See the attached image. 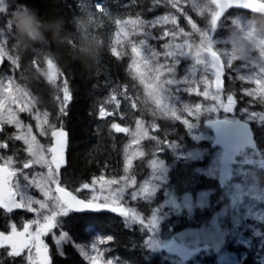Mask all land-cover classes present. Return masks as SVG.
I'll use <instances>...</instances> for the list:
<instances>
[{
    "label": "snow or ice",
    "instance_id": "1",
    "mask_svg": "<svg viewBox=\"0 0 264 264\" xmlns=\"http://www.w3.org/2000/svg\"><path fill=\"white\" fill-rule=\"evenodd\" d=\"M152 3L149 11L161 6L170 11L153 19L142 18L141 13H136L134 18L115 19L118 31L114 42L110 43L111 53L118 59L123 58L127 55L126 49L121 47L118 51L112 43L123 46V40L128 41L132 56L127 70L131 80L143 86L144 96L150 100L149 111L159 112L164 120L183 125L191 145L185 136L170 139L167 130L158 134L162 127L158 119L148 122L142 113L134 120V128L112 122V130L131 137L124 153L123 175L93 178L90 184L82 185L83 189L91 190L90 198H79L60 181L68 137L63 125L52 123L48 112L41 116L35 110L30 93L16 85L12 77L5 79L0 75V131L4 130V125L13 126L15 132L9 134V139L22 141L24 147L16 149V153L27 154L26 158H17L16 153L0 155V209L7 213L23 209L35 214V218L21 228L12 222L9 230H0L3 256L21 257L19 264H52L49 245L43 238L53 235L58 246L70 239L66 231L58 236L53 232L60 226L58 218L68 217L72 212L107 210L122 217L126 228L142 234L140 244L126 249L140 255L106 257L105 253L112 249H101L99 245L114 239L109 234L90 244L92 254L77 245L80 255L89 264H152L156 256L165 264H199L201 256L211 253L217 254V264H248L250 257L253 264H264V184L258 187L255 183L259 172H264V143L258 142L252 128L253 124L264 128V43H258L244 63L234 69L242 84L254 85L241 86L237 95L230 88L225 91L222 80L225 67L233 69V62L237 60L225 47L227 40L214 35L218 28H227L229 23L242 27V22L248 19L247 14L229 12L230 9L249 10L264 16V0H152ZM22 5L33 9L26 2L10 4L9 0H0V15L5 16L4 24L0 25V37L7 31L15 40L9 21ZM192 13L204 16L208 27L198 26ZM88 15L98 26L102 25L104 16L112 17L103 0H94ZM182 21H186L191 31L186 30ZM157 26H160L158 33L150 31ZM152 40L164 43L154 45ZM5 42L0 41V66L7 59L19 68V56L11 55L4 47ZM254 52L258 53L259 61ZM43 63L47 70L41 68L40 61L33 60L36 70L55 86L62 73L53 59L45 57ZM249 68L258 71H247ZM129 87L127 83L110 85L105 103L112 104L113 108L101 104L99 118L120 112L123 119L126 113L121 111L122 102L139 110V97L130 94ZM59 90L63 92L59 111L67 115V104L71 100L67 80ZM185 95L200 99L187 101ZM245 96L251 100L245 102ZM24 100L27 102H22ZM256 104L261 106L259 110ZM25 112L36 120L35 128L49 143L38 140L33 134V125L21 119L19 113ZM202 124L210 131H202ZM145 140L153 143L143 146ZM8 147L7 142L0 143V148ZM145 147L149 150L145 151ZM165 153L171 159L162 155ZM137 159L142 160L136 166L138 169L146 165L150 170L140 174L139 181L138 173L133 171V161ZM181 167H187L189 175L186 179L177 175L174 181L172 173ZM198 178L213 183L193 191L192 185ZM33 188L42 199L30 191ZM213 195L216 215L209 223L172 231L173 218L186 216L191 220L196 211L209 205ZM136 225L138 229L134 228ZM230 244L245 251L239 256L228 252ZM60 255L65 253L61 251Z\"/></svg>",
    "mask_w": 264,
    "mask_h": 264
},
{
    "label": "trees",
    "instance_id": "2",
    "mask_svg": "<svg viewBox=\"0 0 264 264\" xmlns=\"http://www.w3.org/2000/svg\"><path fill=\"white\" fill-rule=\"evenodd\" d=\"M25 2L40 12L42 22H52L57 18H63L65 30L72 34L73 43L71 46L57 49L55 46L41 45L27 50L22 55L14 51L15 40L11 38L10 33L5 31L4 36L0 37V41H6L4 43L6 50L11 55L19 56L20 58L19 68H15L8 60H5L3 66H0V71L3 70L5 74L14 79L16 85L27 90L35 102L36 108L41 109L42 113L48 112L49 120L58 126L62 124L64 130L68 133L66 166L60 175L62 186L68 191L78 194L80 198H85L87 191L82 187L84 183L90 184L93 178L100 175L108 178L121 174L122 152L128 141V135L112 130V122L120 123L122 127L134 128V120L140 118V114L142 113L143 118L148 122L158 119L157 122L162 126L161 132L158 134L162 135L167 130L170 139L185 136L187 143L191 145V141L187 140L185 135L186 130L182 125L171 120H164L165 118L161 117L158 112L153 114L149 111L150 103L145 98L142 87L137 81L131 80L130 73L127 70L129 64L128 58L124 56L118 59L112 55L110 48V43L117 27L114 23L115 19H128L130 16L134 18L136 13H141L142 18L153 19L158 15L167 14L170 9L161 6L149 11L148 9L153 8L152 0H134V2L133 0H103V3L110 9L112 17L104 16L102 25L100 26L94 23L92 31L102 39L103 48L94 67L86 70L80 60H74L72 55L77 46L82 43L79 39L80 33L77 32L76 21L89 18L88 9L92 6L94 0H9L10 4ZM96 15L99 16L100 13L96 12ZM192 15L198 26L208 27V20L204 16H198L195 13H192ZM247 17L246 23L249 20L259 21L261 19V17L250 15H247ZM254 17L255 19H253ZM4 19L5 16L0 15V25L4 24ZM11 27L14 29L16 35L15 26L11 25ZM235 29L236 27L229 23L227 28H218L214 35L217 38L226 39L228 34ZM159 31L160 26L152 30L153 33H158ZM91 34L90 32L89 35ZM47 35L49 38L51 37V33H47ZM161 43H164V41H160L157 45ZM75 54L82 55L78 51ZM45 57L53 59L57 69L62 73V75H58L55 86L50 84L33 65V60H38L41 62V68L47 70V65L43 63ZM240 63H244V61L239 60ZM183 68L184 64L182 63L180 69L182 70ZM65 80L68 81L71 100L67 104V115H61L59 109L61 107V100L63 99V92L59 89L63 87ZM230 80L233 81V84H231ZM106 81L109 83L106 84ZM122 83H127L130 86V94L139 97L137 100L139 110L131 109L130 104L122 102L121 111L126 113L123 119L120 118V112L103 119L99 118V107L101 104H104L108 109L113 108L112 104L105 103L106 97L110 94V85ZM132 85H135V87H131ZM223 86L225 91L230 88L237 95H240L238 89L242 86V82L232 72L227 77H223ZM184 99L192 101L200 98L185 95ZM249 100L251 99L244 97L245 102ZM252 128L258 142L264 143V128H260L256 124H253ZM201 129L208 131L203 127V124ZM10 133L13 132L5 129L0 134V143L7 142L9 145L7 150L10 152L8 155H13L16 153L14 150L19 149V144L13 139H9ZM39 140L45 144L49 143L47 137H41ZM151 143L153 142L145 140L143 146L150 145ZM204 143L206 146L207 142ZM148 150L145 147V151ZM20 154L16 153L17 158L23 157ZM168 158L171 159L170 155H168ZM144 159H147V157ZM141 163L142 160L135 164L138 181L140 174L147 173L148 170L146 165L140 169L136 167ZM177 175L186 179L189 175V169L181 167L177 171H174L172 173L174 181ZM256 177L259 179V184H264V172H259ZM211 183L213 182L207 179L198 178V182L192 185V190L196 191L205 188ZM215 199V195L210 197V208L196 211L191 220L187 219L186 216L173 218L172 223H174V227L172 231H183L187 228H196L209 223L211 218L216 214V205L212 203ZM29 219L30 215L26 213L7 216L0 212V230H9V225L12 222H15L19 227L22 223L28 222ZM58 219L60 220V226L55 229L54 233L57 236L61 231L68 232L71 244H83L87 239L85 230L88 226H92L101 232L104 238L109 234L114 237L108 244L100 245L101 249H112L111 252H106L107 255H135L137 257L140 255L139 252L133 253L126 249L129 246L136 247L140 244L142 234L136 230L126 228L123 218L115 214L108 212L97 214L74 213L69 214L68 217H60ZM134 228L138 229L139 226L136 225ZM45 242L49 245V255L52 264H87L80 258L79 253L71 244L58 247L49 237L45 239ZM61 251L65 255H60ZM229 251L239 256L245 249L234 247L230 248ZM3 252L4 249H0V260L3 261V264H19L21 261L20 257L3 256ZM152 264H165V262H162L160 256H156L153 258ZM248 264H253L251 257Z\"/></svg>",
    "mask_w": 264,
    "mask_h": 264
},
{
    "label": "clouds",
    "instance_id": "3",
    "mask_svg": "<svg viewBox=\"0 0 264 264\" xmlns=\"http://www.w3.org/2000/svg\"><path fill=\"white\" fill-rule=\"evenodd\" d=\"M9 23L10 26H15L13 48L20 55L41 45L61 49L73 43L72 34L65 30L63 18H57L52 22H42L37 10L27 6L22 5L19 10L14 11ZM93 27L94 23L89 18L76 21L77 32L80 33L79 39L82 43L74 50L72 58L80 60L86 70L94 67L103 48V41L94 34ZM90 32L91 35H89ZM47 33H51L50 38ZM226 40L236 60H245L258 43H264V18L259 21L249 20L245 29L237 28L231 31ZM77 51L82 55H76Z\"/></svg>",
    "mask_w": 264,
    "mask_h": 264
},
{
    "label": "rangeland",
    "instance_id": "4",
    "mask_svg": "<svg viewBox=\"0 0 264 264\" xmlns=\"http://www.w3.org/2000/svg\"><path fill=\"white\" fill-rule=\"evenodd\" d=\"M183 24L186 26V30H189V31H191V28H190V26H187V24H186V21H183ZM235 27H236V29L237 28H239V29H241V30H243V29H245L246 27H247V23H246V21L244 20L243 21V23H242V27L241 26H237V25H234ZM158 27V26H157ZM167 27H171V25H168ZM153 29H150V31H152ZM116 31H118V27H116V30H115V32H114V34H113V39H112V42H114V40H115V38H116ZM141 37H133V39H140ZM121 39L123 40V37H121ZM151 42V41H150ZM152 44H154V45H156L154 42H151ZM163 43H161L160 45H162ZM112 46H115V47H117V49H118V51L119 50H121V47H124L125 49H126V51H127V55H124V56H126L127 58H128V60H129V62H130V59H131V56H132V54H131V50H130V46L128 45V41L127 40H123V46H121V45H115L114 43H112ZM218 47H224V45H218ZM225 47H228L229 48V45H228V43H227V45H225ZM252 51V50H251ZM250 51V52H251ZM250 54V53H249ZM253 55H255L256 57V60L257 61H259L260 60V57H259V55H258V53H253ZM123 56V57H124ZM226 59V58H225ZM5 60H7V59H5ZM190 63V62H189ZM240 64H243V63H240ZM239 64V60H237V61H234L233 62V69H228L227 67H225V74H224V76L225 77H227L228 76V74H230V73H232V72H234L235 74H236V76H237V73L234 71V69L236 68V66L237 65H240ZM247 71H258V69H255V70H253V69H251V68H249ZM0 75H2V76H4V78L5 79H7L9 76L7 75V74H5V72L3 71V70H1L0 71ZM208 75L209 76H211V72H209L208 73ZM223 76V77H224ZM223 77H222V80H223ZM239 80V79H238ZM231 81V80H230ZM240 81V80H239ZM138 82V81H137ZM231 84H233V81H231ZM141 86V85H140ZM242 86L243 87H254V85H249V84H247V83H243L242 84ZM142 87V90H143V93H144V89H143V86H141ZM23 89V88H22ZM246 97V96H245ZM147 100H148V103H150V100L147 98V97H145ZM247 98H250V97H247ZM30 99L32 100V98L30 97ZM251 99V98H250ZM22 102H27V100H24V101H22ZM32 102L34 103V105H35V110H37V111H39L40 113H41V116L43 115V113H42V111H41V109H37L36 108V104H35V102L32 100ZM255 103V102H254ZM257 105V107H259V109H260V105L259 104H256ZM13 108H15V106L13 105ZM258 109V110H259ZM158 114L161 116V117H163V115L161 114V113H159L158 112ZM19 115H22V117H24V119H26L25 120V122L26 121H28V123H31L32 125H33V134L34 135H36L37 136V138H39V137H42V136H40L39 135V130L38 129H36L35 128V124H36V120L35 119H33L32 118V116L29 114V113H27V112H25V113H19ZM165 118V117H164ZM181 125V124H180ZM4 127H6V128H11L12 129V132H15V128L13 127V126H11V125H4ZM46 127V126H45ZM182 127H184L183 125H182ZM185 129V128H184ZM202 130V129H201ZM202 131H204V130H202ZM130 139H131V137L129 136V138H128V142L126 143V145L124 146V148H123V152H122V168H121V174L120 175H123V162H124V153H125V149L127 148V146H128V144H129V142H130ZM14 140V139H13ZM16 143H18L19 144V148H23L24 147V145H23V142L22 141H16V140H14ZM15 142H13V143H15ZM144 142V141H143ZM143 142H142V144H143ZM133 147L135 148V147H139V146H136V145H133ZM8 150H7V148H6V152H7ZM14 151H16V150H14ZM24 153V152H23ZM24 155H25V157H27V154L26 153H24ZM6 156H8V155H6ZM139 160H141V159H137V160H134L133 161V165L135 166V164L139 161ZM133 171H134V167H133ZM148 171H150L149 169H148ZM255 183L257 184V186L259 187L261 184H259V179H258V177H255ZM54 187V186H53ZM97 187V189L99 188V185H97L96 186ZM34 189V188H33ZM35 191H37L38 192V190H36L35 189ZM86 191H87V196H88V198H90V196H91V190L90 189H86ZM39 193V192H38ZM39 197L42 199V197L40 196V193H39ZM229 211H230V209H229ZM216 215V214H215ZM32 218H35V214L34 213H32ZM223 226L224 227H227L228 225L227 224H223ZM22 227V226H21ZM96 236V234H92V237L90 238V240H91V242L90 243H88L89 245H82V246H84L85 247V250L86 251H89V253L90 254H92L91 253V251H90V244L92 243V242H94L96 239H98V238H96L95 240H93V238ZM46 237V236H45ZM44 237V238H45ZM43 238V239H44ZM102 238V237H101ZM45 240V239H44ZM93 240V241H92ZM62 243H65V242H62ZM61 243V244H62ZM78 245H81V244H78ZM235 246H233V245H228L227 246V251L228 252H230L229 251V249L230 248H234ZM76 248L78 249V247H77V245H76ZM78 251V253H79V249L77 250ZM232 253V252H231ZM80 254V253H79ZM107 257H110V256H107ZM82 258L86 261V263L87 264H89V262L82 256ZM20 259H21V257H20ZM217 261H218V256H217V254H215V253H211V254H209V255H206V256H201L200 257V262H199V264H217Z\"/></svg>",
    "mask_w": 264,
    "mask_h": 264
},
{
    "label": "water",
    "instance_id": "5",
    "mask_svg": "<svg viewBox=\"0 0 264 264\" xmlns=\"http://www.w3.org/2000/svg\"><path fill=\"white\" fill-rule=\"evenodd\" d=\"M230 10H235V11H239V12H243V13H246V14H249V15H253V16H257L256 14H252V13H250V11L249 10H243V9H240V10H237V9H230ZM259 17H263L264 18V16H259ZM67 148H68V137H67ZM67 148H66V151H67ZM66 151H65V154H66ZM65 165V164H64ZM64 165L62 166V167H64ZM2 211H4V212H6L4 209H1ZM21 209H16V210H14L13 212H18V211H20ZM104 211H107V210H104ZM109 212V211H108ZM7 213V212H6Z\"/></svg>",
    "mask_w": 264,
    "mask_h": 264
},
{
    "label": "bare ground",
    "instance_id": "6",
    "mask_svg": "<svg viewBox=\"0 0 264 264\" xmlns=\"http://www.w3.org/2000/svg\"><path fill=\"white\" fill-rule=\"evenodd\" d=\"M151 42H154L157 45L160 41L152 40Z\"/></svg>",
    "mask_w": 264,
    "mask_h": 264
}]
</instances>
